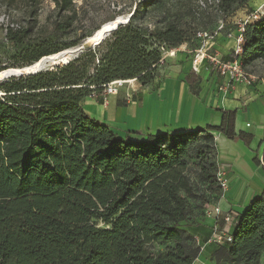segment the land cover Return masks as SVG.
Returning <instances> with one entry per match:
<instances>
[{
	"label": "trees",
	"instance_id": "16d2710c",
	"mask_svg": "<svg viewBox=\"0 0 264 264\" xmlns=\"http://www.w3.org/2000/svg\"><path fill=\"white\" fill-rule=\"evenodd\" d=\"M248 1L217 6L228 17ZM52 2L58 16L49 34L33 35L34 21L6 28L21 61L10 67L77 45L57 41L76 19L72 0ZM132 17L64 65L0 81V264H192L199 255L188 227L220 197V178L231 172L215 159L211 131L246 146L252 135L235 133L234 111H224L218 127L140 138L120 137L87 114L83 98L114 80L152 83L162 51L192 42L175 21L147 29ZM241 38L243 68L264 63V14L245 22ZM186 80L196 93L200 77L190 72ZM224 218L217 215L219 228ZM212 257L264 264V194L237 215L231 240Z\"/></svg>",
	"mask_w": 264,
	"mask_h": 264
},
{
	"label": "crops",
	"instance_id": "0c3cea01",
	"mask_svg": "<svg viewBox=\"0 0 264 264\" xmlns=\"http://www.w3.org/2000/svg\"><path fill=\"white\" fill-rule=\"evenodd\" d=\"M250 1L247 4L253 10ZM259 6H264V1L259 2ZM261 14H264V10ZM237 34L238 28L234 32L216 33L203 42L200 52L201 43L187 50L188 53L196 52L193 62L185 61L170 67L164 76L159 74L148 85L143 86L132 79L131 85L120 88L116 93L104 94L100 91L81 101L83 109L92 118L108 125L120 137L130 138L144 137L149 133L218 127L223 112L234 111L235 133L252 135L248 146L240 139L230 140L218 131H211L218 148L217 160L230 164L227 188L223 189L216 201L218 215L231 218L226 224L224 220L223 225L230 234L237 215L248 202L264 194V63L254 60L246 67L248 72L257 76L247 85L231 81L227 74H222L205 57L210 54L230 60ZM183 47H186V43ZM190 72L201 80L197 95L190 92L185 81V76ZM213 208L202 221L188 227L189 233L201 247L192 264H214L213 252L222 241L215 242L211 236L215 229L219 231L223 227L216 225L217 215L213 213Z\"/></svg>",
	"mask_w": 264,
	"mask_h": 264
},
{
	"label": "rangeland",
	"instance_id": "374dc122",
	"mask_svg": "<svg viewBox=\"0 0 264 264\" xmlns=\"http://www.w3.org/2000/svg\"><path fill=\"white\" fill-rule=\"evenodd\" d=\"M262 1L264 0H251L250 5H253V10L249 8V4H246L238 8L232 15L224 17L218 10V3L214 0H72L76 19L69 33L58 37L57 41L62 44L77 42V45L70 47L79 48V51L74 54L76 57L88 48L97 47L92 46L87 41V37L101 24L118 17L126 20L132 15L133 23L147 29H152L155 25L161 27L167 20L175 21L186 31L188 39L192 42H188L186 47H183L184 43H182L181 48L178 46L179 50L173 53L171 49H162L163 59L158 67V72L160 76H164L170 67L178 66L185 61H194L196 52L188 53L187 51L196 48L201 43V41L193 38L194 31H206L211 35L218 32H234L245 22L250 13L254 12L256 15H261L264 6L260 7L259 2ZM57 16L58 11L52 0H40L35 6L27 0H14L13 2L0 0V68L21 63L17 55L19 48L6 39L8 26H27L29 22L33 23L34 21L33 35L45 36L49 34L52 22ZM185 81L189 87L186 76ZM200 81L195 86L196 93H192L189 88L193 95L199 93ZM129 85L131 82H126L118 90ZM217 154L218 148L216 147V161H218ZM190 176L196 185L202 187L194 172H191ZM225 188H227V183ZM216 201H211L205 207L204 216L196 219V221H202L205 216L211 214V208H218ZM165 245L155 244L154 248L162 249Z\"/></svg>",
	"mask_w": 264,
	"mask_h": 264
},
{
	"label": "built area",
	"instance_id": "2783aa9c",
	"mask_svg": "<svg viewBox=\"0 0 264 264\" xmlns=\"http://www.w3.org/2000/svg\"><path fill=\"white\" fill-rule=\"evenodd\" d=\"M218 3L219 0H214ZM259 15L254 14V12L250 13L248 18L245 20L247 22L248 20L256 19ZM245 22L238 28V34L235 36V47L233 49V55L230 60H224L222 58L217 57L216 55H210L206 54L205 57L208 59V61L215 64L216 68L222 73L227 74L231 81H234L236 83H243L249 85L253 81L257 79V76L253 73L248 72L246 69L243 68L241 59L239 57V54L241 53V33L243 31V26ZM230 35V34H228ZM213 35L208 34L206 31L197 30L195 31V38L199 41H201V46L198 49V52H200L202 46L204 45L203 42H205L208 39H211ZM179 50L178 47L172 48L171 52H175ZM193 52V51H192ZM201 54V53H199ZM132 80V79H131ZM130 82V80H114L109 82L104 86L103 93L104 94H112L116 93L118 88L122 86L124 83ZM1 94V93H0ZM95 94H90L89 96L92 97ZM221 184L223 188L226 186L227 180L220 178ZM216 215L219 213V209H214ZM231 218L229 216L225 217V224L230 222ZM211 240L215 242H221V241H230L231 240V234L229 232V229L227 227H223L222 229L214 230L213 234L211 236Z\"/></svg>",
	"mask_w": 264,
	"mask_h": 264
},
{
	"label": "water",
	"instance_id": "95a60500",
	"mask_svg": "<svg viewBox=\"0 0 264 264\" xmlns=\"http://www.w3.org/2000/svg\"><path fill=\"white\" fill-rule=\"evenodd\" d=\"M127 21H128V18L126 20H120V21L116 22L112 27L103 31L102 36L99 39L98 43H96V44L91 43V42L90 43L92 44V46L99 45L107 35H109L119 25L124 24ZM78 51H79L78 47L75 48L74 50H72L70 55H68L65 60L62 57H60L58 59H51V57H54V56L58 57L62 53V51H59V52L51 54V55L42 56L41 58H39L36 62H34L32 64H29V65H26L23 67L8 68L9 70H13L14 72L9 74L4 79H8L10 77H18V76L35 74V73H38L39 71L45 70L47 68L53 69L55 66L64 65V64L68 63L70 60H72L74 58V54ZM56 61L59 63H56Z\"/></svg>",
	"mask_w": 264,
	"mask_h": 264
},
{
	"label": "bare ground",
	"instance_id": "6f19581e",
	"mask_svg": "<svg viewBox=\"0 0 264 264\" xmlns=\"http://www.w3.org/2000/svg\"><path fill=\"white\" fill-rule=\"evenodd\" d=\"M120 20H123V19L120 18V17H118L116 19H113V20H110L108 22H105V23L101 24L96 30L93 31V33L91 35H89L87 37V41H89L91 43H95V44L98 43L99 42V39L102 36L103 31L106 30V29H108V28H110V27H112L116 22H118ZM75 48L76 47L62 50V53L58 57L54 56V57H51V59H58V58L62 57L65 60L66 57L68 55H70V53L72 52V50H74ZM56 63H59V62L56 61ZM8 68H13V67H7L5 69L0 70V80H3L9 74H11V73L14 72L13 70H9Z\"/></svg>",
	"mask_w": 264,
	"mask_h": 264
}]
</instances>
